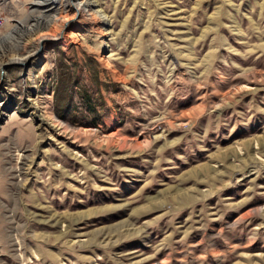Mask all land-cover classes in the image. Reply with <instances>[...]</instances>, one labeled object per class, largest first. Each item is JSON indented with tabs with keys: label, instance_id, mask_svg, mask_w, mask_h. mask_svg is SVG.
Returning <instances> with one entry per match:
<instances>
[{
	"label": "rangeland",
	"instance_id": "obj_1",
	"mask_svg": "<svg viewBox=\"0 0 264 264\" xmlns=\"http://www.w3.org/2000/svg\"><path fill=\"white\" fill-rule=\"evenodd\" d=\"M72 1L0 4V264H264V0Z\"/></svg>",
	"mask_w": 264,
	"mask_h": 264
},
{
	"label": "bare ground",
	"instance_id": "obj_2",
	"mask_svg": "<svg viewBox=\"0 0 264 264\" xmlns=\"http://www.w3.org/2000/svg\"><path fill=\"white\" fill-rule=\"evenodd\" d=\"M46 1L47 0H35V2L32 5L35 6L36 9H39V8L45 6L46 4H48ZM58 1L59 0H54V2H58ZM66 1H68V2L65 3L64 5H66V6H73L74 5L72 0H66ZM82 4H84L86 6H90V5H93V2L91 0H89V1L85 0V1H82L80 5H82ZM86 8H88V7H86ZM96 15L98 16V18L103 19V16H101V14H100V9H96ZM57 18H58L57 16H54V17H51V18L45 20V18L42 15L31 16V19L29 20L30 23L27 26L22 25L20 23L19 26H17L14 29L15 35L13 36V39L14 40H17V39L20 40L21 38L23 39L24 36H28V35H32V34L33 35L38 34L39 36L48 34V31L46 30L47 27L54 24L55 21L58 20ZM7 43L9 44L10 42L9 41L7 42L5 40V38L0 39V57L6 53L5 50L7 49L6 48ZM10 46H11V44H10ZM9 49L11 51L13 48L11 47ZM36 52L38 53V49L36 50ZM36 52L31 51V52H28L26 55H22V56H17L16 54H14L8 58L7 63H25L31 57V55H35ZM145 142H147V141H145Z\"/></svg>",
	"mask_w": 264,
	"mask_h": 264
},
{
	"label": "trees",
	"instance_id": "obj_3",
	"mask_svg": "<svg viewBox=\"0 0 264 264\" xmlns=\"http://www.w3.org/2000/svg\"><path fill=\"white\" fill-rule=\"evenodd\" d=\"M63 54V53H62ZM61 69H62V67H61ZM60 69V70H61ZM60 73H61V71H60ZM62 76V75H61ZM61 79H62V77H61ZM60 87V85L59 86H57V89ZM60 89V88H59ZM56 105H57V107H58V109H63V108H65V105L66 104H64L62 107H61V104H59V102H58V100H56Z\"/></svg>",
	"mask_w": 264,
	"mask_h": 264
},
{
	"label": "built area",
	"instance_id": "obj_4",
	"mask_svg": "<svg viewBox=\"0 0 264 264\" xmlns=\"http://www.w3.org/2000/svg\"><path fill=\"white\" fill-rule=\"evenodd\" d=\"M6 0H0V4L2 3V2H5Z\"/></svg>",
	"mask_w": 264,
	"mask_h": 264
}]
</instances>
